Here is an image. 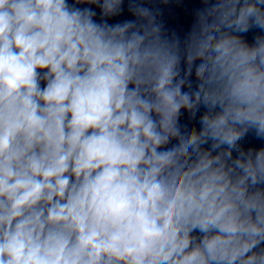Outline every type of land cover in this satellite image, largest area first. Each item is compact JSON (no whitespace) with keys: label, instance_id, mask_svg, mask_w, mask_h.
<instances>
[{"label":"clouds","instance_id":"clouds-1","mask_svg":"<svg viewBox=\"0 0 264 264\" xmlns=\"http://www.w3.org/2000/svg\"><path fill=\"white\" fill-rule=\"evenodd\" d=\"M0 264H264V0H0Z\"/></svg>","mask_w":264,"mask_h":264}]
</instances>
